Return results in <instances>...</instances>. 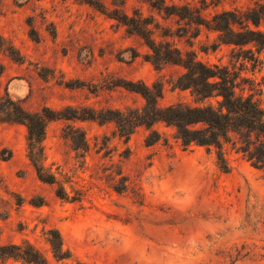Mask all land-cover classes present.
Listing matches in <instances>:
<instances>
[{
  "label": "rangeland",
  "instance_id": "obj_1",
  "mask_svg": "<svg viewBox=\"0 0 264 264\" xmlns=\"http://www.w3.org/2000/svg\"><path fill=\"white\" fill-rule=\"evenodd\" d=\"M252 0H0V110L14 102L54 116L44 165L66 189L39 180L28 128L0 115V243L30 241L50 264H264V170L224 143L186 148L166 123L128 141L116 112L145 100L130 82L162 84L160 106L193 103L186 69L156 67L147 41L229 67L264 106V49L223 42L214 18ZM264 30V24L261 26ZM252 50V51H251ZM217 106V99L203 104ZM159 138L153 145L148 137ZM59 230L70 258L48 241ZM8 264H19L9 262Z\"/></svg>",
  "mask_w": 264,
  "mask_h": 264
},
{
  "label": "trees",
  "instance_id": "obj_2",
  "mask_svg": "<svg viewBox=\"0 0 264 264\" xmlns=\"http://www.w3.org/2000/svg\"><path fill=\"white\" fill-rule=\"evenodd\" d=\"M254 6L247 11L225 12L214 18V28L220 32L224 43L235 46L253 45L257 50L264 49V0H252ZM153 51L152 63L156 67L173 63L183 66L186 73L181 76L177 88L190 91L193 103L178 102L167 107L160 106L164 95L162 84L149 86L145 83L130 82L129 90L143 97V109L130 113L116 112L115 119L120 136L129 140L140 126L154 127L158 123L172 125L178 138L186 148L191 145L214 147L218 151L217 160L224 171H229L223 145L229 142L231 135L239 136V151L258 170H264V106L253 94L246 95L245 88L238 76L229 69L204 64L196 59L194 53L184 57L182 51L169 44H156L147 41ZM252 51V50H251ZM217 99V106L212 103L203 104L209 99ZM3 121L24 124L28 128L29 159L36 170L40 181L58 186L56 195L68 199L66 189L59 185L52 173L44 165L43 142L47 132V122L54 116L46 113H34L22 106L12 103L11 108L0 110ZM159 138L147 139L153 145ZM59 230H49L48 241L57 261L70 258V251L64 247ZM9 262L19 264H50L49 260L30 241L22 244L0 243V264Z\"/></svg>",
  "mask_w": 264,
  "mask_h": 264
}]
</instances>
